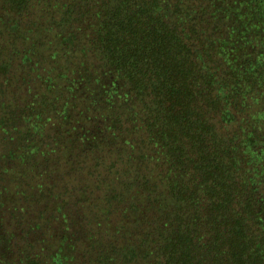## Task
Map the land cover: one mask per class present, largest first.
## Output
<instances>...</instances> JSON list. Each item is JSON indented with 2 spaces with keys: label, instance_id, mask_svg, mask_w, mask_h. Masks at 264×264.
Segmentation results:
<instances>
[{
  "label": "trees",
  "instance_id": "1",
  "mask_svg": "<svg viewBox=\"0 0 264 264\" xmlns=\"http://www.w3.org/2000/svg\"><path fill=\"white\" fill-rule=\"evenodd\" d=\"M0 10V264H264V0Z\"/></svg>",
  "mask_w": 264,
  "mask_h": 264
},
{
  "label": "rangeland",
  "instance_id": "2",
  "mask_svg": "<svg viewBox=\"0 0 264 264\" xmlns=\"http://www.w3.org/2000/svg\"><path fill=\"white\" fill-rule=\"evenodd\" d=\"M1 11V10H0ZM5 24L4 17L0 15V25L3 26ZM36 38V37H35ZM6 41H11L14 48H17L18 45H15V39L10 38L8 36L6 31H2V34H0V57L4 56L5 54H9L8 56L10 58H13V55H11V49L12 47L6 43ZM14 41V42H13ZM31 47V46H30ZM23 50V47H22ZM42 52V50H40ZM39 54V51L37 53H31L29 52V63H26V61H18L17 59L12 60L11 69L6 68L5 64L0 62V70L1 73H6V77L8 78L9 84L11 87L16 89L17 91V99H20L21 102L25 101L28 97V94H33L35 97V100H41V95H46L45 99H42L40 102L45 103V105L48 107V110L50 112V108L48 106V100L47 98L51 97L50 89L41 88L42 83L38 79L39 75L44 76L45 72L44 69L41 67H38L35 65V62L37 61V55ZM42 72V74H40ZM40 76V77H41ZM38 79V80H37ZM41 88V89H40ZM8 92V91H7ZM38 97V98H37ZM40 98V99H39ZM47 110V111H48ZM50 116L53 117V112H50Z\"/></svg>",
  "mask_w": 264,
  "mask_h": 264
}]
</instances>
